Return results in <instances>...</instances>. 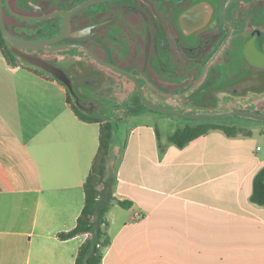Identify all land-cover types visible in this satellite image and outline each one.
<instances>
[{
  "label": "crops",
  "instance_id": "0c3cea01",
  "mask_svg": "<svg viewBox=\"0 0 264 264\" xmlns=\"http://www.w3.org/2000/svg\"><path fill=\"white\" fill-rule=\"evenodd\" d=\"M125 85L105 94L108 115L101 110L112 123L102 191L132 205H111L102 264H264V205L251 200L264 126L236 119L251 133L213 129L179 147L168 137L188 124L165 138L153 108L124 107L139 95ZM99 136L100 124L77 116L64 84L10 63L0 46V264H75L90 234H58L85 205Z\"/></svg>",
  "mask_w": 264,
  "mask_h": 264
},
{
  "label": "flooded vegetation",
  "instance_id": "af4514ba",
  "mask_svg": "<svg viewBox=\"0 0 264 264\" xmlns=\"http://www.w3.org/2000/svg\"><path fill=\"white\" fill-rule=\"evenodd\" d=\"M203 1H215L213 16L201 29L184 25L183 12ZM1 5L5 27L17 42L44 46L19 47L57 66L65 63L77 93L93 101L106 102L109 91L126 90L125 81L137 90L113 64L144 80L145 100L157 106L184 112L206 107L212 114L264 108V0H1ZM183 28L197 35L186 39ZM57 46L66 48L52 49ZM94 72L97 80L91 81ZM253 78L261 82L244 83ZM97 108L102 115L101 103ZM231 116L216 123L235 122Z\"/></svg>",
  "mask_w": 264,
  "mask_h": 264
},
{
  "label": "trees",
  "instance_id": "16d2710c",
  "mask_svg": "<svg viewBox=\"0 0 264 264\" xmlns=\"http://www.w3.org/2000/svg\"><path fill=\"white\" fill-rule=\"evenodd\" d=\"M0 46L10 63L18 64L24 62L8 48L1 30ZM31 66L58 80L43 69L34 65ZM58 81L61 82L60 80ZM61 83L64 84L63 82ZM67 100L79 118L100 124V143L91 170L84 184L85 205L77 219V223L72 229L59 232L58 235L61 239H69L82 233H89V237L78 249L75 264H102L103 249L111 243V237L108 232L109 221L107 219V213L115 201L123 207H130L132 201L121 200L111 191L107 193L102 191V185L106 183L107 158L112 140V123L105 120L102 115H90L79 108L68 89ZM234 123L235 122L216 123L208 120L207 122H199L193 125L188 124L183 128L175 130L169 135L168 140L179 147H183L190 141L205 135L213 129H221L228 135L232 136L237 135L238 133H251L247 128L237 126ZM251 200L259 205H264V167L260 169L254 177Z\"/></svg>",
  "mask_w": 264,
  "mask_h": 264
},
{
  "label": "water",
  "instance_id": "95a60500",
  "mask_svg": "<svg viewBox=\"0 0 264 264\" xmlns=\"http://www.w3.org/2000/svg\"><path fill=\"white\" fill-rule=\"evenodd\" d=\"M215 5H216L215 1L214 2L203 1V2H199V3L194 4L193 6H191L190 8L186 9L183 12V17H182L183 24L184 25L195 24V25H197L196 28H198V29L203 28L204 27L203 25L206 23V21H208L209 18H211L210 17L211 14L213 16V14L215 12ZM192 15L201 16L200 21L197 22L195 20L194 22H188L187 18L189 16H192ZM0 30H1V33L3 35V38L5 40L6 45L11 50L12 53H14L16 56H18L24 62L43 69L47 73L51 74L52 76H54L55 78H57L58 80L63 82L64 85L70 91L71 95L73 96L76 105L79 108H81L82 110H84L86 113H88L90 115H97L98 114L99 110L97 108V102H95L89 98H86L84 96H81L80 94L77 93V91L75 90V88L73 86V81H72L73 79L71 78V76L69 75L67 70H65L61 66H57V65L53 64L52 62H50V61H48V60H46L40 56L25 52L23 49L20 48V47L43 48L44 46H43L42 42H40V41L30 42L28 44L17 42V39L12 34H10L5 27V24L3 21V16H2L1 0H0ZM183 35L185 36L186 39H191L197 35V31H187L185 28H183ZM63 37L64 36H61L58 39H61ZM65 48L66 47H64V46H57V47L52 48V49L62 50ZM88 52L91 54V56L96 58V56L91 51L88 50ZM109 66H111L115 70H118L119 72L126 74L130 78H132L135 81V83L140 87V93H141V96H142V99L144 100V102L146 104H148V106H150L151 108H153L155 110H160V111H163L166 113H170V114H174V115H178V116H181L184 118H190V119H214V118H220V117H227L230 115L242 114V115H247L250 117L258 118V119L264 121V115L254 113V112H250V111H236V112L224 113V114H190V113L178 112L175 110H171L168 108L157 106L153 103L147 102L144 99V93L141 89L139 82L136 80L135 75H132L127 70H123V69H121V68H119L113 64H109Z\"/></svg>",
  "mask_w": 264,
  "mask_h": 264
},
{
  "label": "rangeland",
  "instance_id": "374dc122",
  "mask_svg": "<svg viewBox=\"0 0 264 264\" xmlns=\"http://www.w3.org/2000/svg\"><path fill=\"white\" fill-rule=\"evenodd\" d=\"M74 51L75 50H71V52H74ZM62 65L67 67V65L65 63H63ZM139 84H140V86L142 88L145 85V81L144 80H140ZM136 88L138 90L139 95L137 97L128 99L127 104H128V106L130 105L128 107V109L130 111H133V109H135L136 107H139V106H145L146 108H149V107L146 106V104L144 103V100L142 99V96H141V93H140V87L137 85ZM92 97H94V96H92ZM144 99H145V97H144ZM95 101L98 104L101 103V105L103 106L104 113H106V115H108V111L111 110V108L113 109V107L109 108L107 106L108 104H106L105 100L98 99V100H95ZM157 105H159V104H157ZM164 107H166L168 109H173V110L178 111V112L186 111V110H183L185 108L174 109V108L167 107V106H164ZM98 110H99V108H98ZM207 110H208V108H206V107H200L198 109H191L190 112H184V113H190V114H212L211 112H207ZM151 112L153 114H155L156 116L163 118V122H160V128H161V133L165 136V138H166V135L171 133V131H173L176 127H179V126H182V125L196 124V123H199V122H207L208 120H211V121H214V122L217 121V119H215V118L214 119H190V118H184V117H181V116H178V115L166 113V112H163V111H160V110H155V109H152ZM261 115H264V114H261ZM231 117H233L235 119L236 118L237 119H242V120H244V122L246 124H250V125H252V124L253 125H258L259 124V125H263L264 126V121L260 120L258 118L250 117V116H247V115H240V114H236V115H233ZM165 119H168V121L167 120L165 121ZM170 120H173V123H171ZM258 145L264 147V137L260 139V142H258Z\"/></svg>",
  "mask_w": 264,
  "mask_h": 264
}]
</instances>
